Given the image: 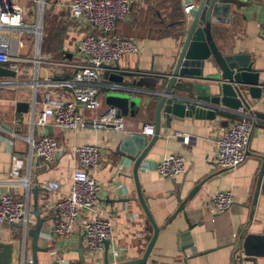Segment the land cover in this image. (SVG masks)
Masks as SVG:
<instances>
[{
    "label": "crops",
    "instance_id": "1",
    "mask_svg": "<svg viewBox=\"0 0 264 264\" xmlns=\"http://www.w3.org/2000/svg\"><path fill=\"white\" fill-rule=\"evenodd\" d=\"M240 1L243 4H222L216 15L219 21L212 23V38L224 54L250 55L253 67L259 71L261 96L252 99L247 95L248 108H242L241 115L238 111H217L211 119L185 116L172 119L170 123L161 117L156 139L137 168L140 188L159 227L145 264H264V257L246 255L241 245L247 234H261L264 230V170H261L258 159L264 152V0ZM22 3L34 16L35 8L26 6L34 5L32 0H22ZM56 10L63 13L60 19L64 28V56L56 61H74L76 43L84 30L78 28V24L67 22V11ZM189 20L182 12L181 0H133L130 13L125 19L118 20L115 29L107 36L132 38L139 42L141 50L137 54L124 55L117 65L132 73L137 70L170 73ZM26 39L23 52L30 56L32 39L29 36ZM26 67L22 78L19 77L26 84H15L16 75L0 78V82H10L0 85V117L10 127L9 131L22 137L32 135L37 138L44 131L31 126V115L33 111H40L46 101L62 102L70 98L67 88L52 83L69 79L72 68L41 66L34 83V66L27 63ZM68 74L69 78H61ZM108 77L105 78L102 72L104 84H114ZM133 78L139 76L124 77V81ZM107 90L101 93V107L97 111L83 110L84 115H97L108 107L105 101ZM20 100H26L29 106L19 117L15 104ZM154 104L144 106L141 100L134 113L123 116L125 131L90 128L66 131L50 127L49 134L57 141L61 152L49 163L37 157L29 158L25 139L11 138L0 131V192L8 191L14 199L27 203L29 218L26 227L19 222L0 225V243L13 246L11 264H18L22 251L27 258L31 257L32 239L27 230L34 227L36 208L39 216L45 219L43 227L50 231L49 237L37 242L38 247L45 249L36 254L42 264L53 258L69 259L73 264H79V248L83 249L86 264H102L104 250L98 259L90 258L79 225L74 226L68 238L59 237L52 231L57 218L55 203L71 191L75 157L70 148L85 143L97 144L103 152L99 166L88 172L101 185L99 207L111 219L114 241L121 251L117 260L108 253V260L124 261L143 254L153 228L136 196L135 160L129 153L132 147L126 140L132 134H139L145 137L146 143L150 141L153 135H145L141 130L144 123L154 125ZM242 114L252 126L246 161L233 170H222L212 163L217 150L216 141L231 122L244 117ZM175 132L179 135L171 136ZM168 154L185 158V173L173 179L158 175L154 165ZM221 190L231 191L234 201L228 211L218 213L209 203Z\"/></svg>",
    "mask_w": 264,
    "mask_h": 264
},
{
    "label": "built area",
    "instance_id": "2",
    "mask_svg": "<svg viewBox=\"0 0 264 264\" xmlns=\"http://www.w3.org/2000/svg\"><path fill=\"white\" fill-rule=\"evenodd\" d=\"M32 2L35 5L34 16L28 13L22 0H0V66L14 71L19 79L15 80V84H26L21 78L27 70V63L34 66V83L37 82L36 75L41 66L72 68L69 79L52 83L56 87L67 88L70 98L62 102L46 101L40 111H33L31 126H37L44 131L37 138L32 135L22 137L5 129L1 125V117L0 131L11 138L25 139L28 143L29 158L37 157L49 163L58 156L61 148L57 141L45 132L48 126L66 131L86 128L125 131L123 116L115 107L108 106L99 114L91 116L84 115L83 110L97 111L102 104L100 97L103 90L117 87L115 84H104L101 65L117 64L124 55L140 52L141 45L132 38L107 36L115 29L116 22L125 19L130 13L133 0H32ZM193 7L195 0H181L184 15H188ZM50 8L67 11L69 13L67 22L78 24V28L84 30L76 43L74 61L70 59L56 61L49 53H40L43 14ZM28 36L33 39L34 58L23 52ZM7 84L10 82H0V85ZM237 111L241 115L242 108ZM243 116L241 120L231 122L216 141L217 150L212 163L222 170H233L246 161L252 126L245 115ZM141 131L152 136L154 125L144 123ZM177 135L179 133L175 132L171 136ZM70 151L75 157L71 191L69 195L55 203L57 218L52 225V231L59 237L68 238L77 224L81 227L90 258L98 259L104 250V242L108 241L107 253L117 260L121 256V251L114 241L112 221L99 207L102 188L88 172L99 166L103 158L102 149L97 144L85 143L72 146ZM154 170L162 178L173 179L185 173L186 160L181 155L168 154L156 162ZM233 201L231 191L221 190L212 196L209 204L216 212L223 213L230 209ZM28 220L27 203L14 199L8 191L0 192V225L19 222L26 227Z\"/></svg>",
    "mask_w": 264,
    "mask_h": 264
},
{
    "label": "water",
    "instance_id": "3",
    "mask_svg": "<svg viewBox=\"0 0 264 264\" xmlns=\"http://www.w3.org/2000/svg\"><path fill=\"white\" fill-rule=\"evenodd\" d=\"M224 3L243 4L240 0H195V7L187 15L190 20L170 73L154 74L139 70L132 73L121 70L117 64L101 65L103 76L105 78L109 76L110 81L119 85V87L106 91V104L115 107L121 116L134 113L141 100L144 106L155 102L154 135L150 141L146 143L145 137L139 134H132L126 140V143L132 147L129 153L135 160L133 177L136 196L152 225L153 233L140 257L124 261L108 260V241H105L102 264H145L154 245L159 227L150 213L145 195L140 188L137 168L156 139L161 117H164L166 123L185 116L211 119L217 111L236 113L239 108H248L247 95L252 99H259L261 96L262 85L259 84V71L253 67L250 55L245 53L224 54L213 41L212 23L219 21L216 15L220 13V7ZM137 75L138 79L124 81V77H137ZM14 76V71L0 66V78ZM159 80L162 82L159 83ZM28 106L26 100L16 102L15 108L19 117L20 113L27 111ZM1 125L7 130L10 129L4 122ZM45 132L51 133L50 126L46 127ZM258 159L263 171L264 152L258 156ZM182 206L183 203L180 208ZM34 214L36 216L34 227L27 230L32 239L31 257L27 258L22 251L19 254L18 264H42L36 254L45 249L38 247L37 242L40 238L49 237L50 231L43 227L45 219L39 216L37 208ZM241 245L246 255L264 257V230L261 234H247ZM78 253L79 264H86L83 249L79 248ZM12 257L13 246L0 243V264H11ZM46 264L73 263L69 259L53 258L49 259Z\"/></svg>",
    "mask_w": 264,
    "mask_h": 264
},
{
    "label": "rangeland",
    "instance_id": "4",
    "mask_svg": "<svg viewBox=\"0 0 264 264\" xmlns=\"http://www.w3.org/2000/svg\"><path fill=\"white\" fill-rule=\"evenodd\" d=\"M29 8L32 7V9L34 10V6L33 5H26ZM46 12H44V17H43V21H42V34H41V40H40V53L41 54H48L45 51H42L41 47L44 45L45 42V38L48 36L50 30L52 28H56V27H61V22H60V15L62 17L63 13L59 12L58 10H56V8H50L48 10H45ZM58 11V12H57ZM33 23L35 24V19H33ZM29 39H32V37L30 36ZM33 40V39H32ZM43 44V45H42ZM31 54L30 56L32 58H34L35 56V51H34V43L32 41V47L31 50L29 51ZM50 54V53H49ZM53 60H56V57L54 54H50Z\"/></svg>",
    "mask_w": 264,
    "mask_h": 264
},
{
    "label": "trees",
    "instance_id": "5",
    "mask_svg": "<svg viewBox=\"0 0 264 264\" xmlns=\"http://www.w3.org/2000/svg\"><path fill=\"white\" fill-rule=\"evenodd\" d=\"M63 25V21L60 20ZM63 34H64V28L63 26L61 27H56L52 28L48 34V36L45 38L44 45L41 47L42 51H45L47 53H52L55 55L56 59H61L64 54L62 51V44H63ZM70 75L68 74L67 76L64 75L61 78H69Z\"/></svg>",
    "mask_w": 264,
    "mask_h": 264
}]
</instances>
